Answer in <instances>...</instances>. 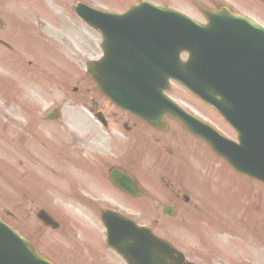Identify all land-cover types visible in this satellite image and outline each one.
Instances as JSON below:
<instances>
[{
    "label": "rangeland",
    "instance_id": "374dc122",
    "mask_svg": "<svg viewBox=\"0 0 264 264\" xmlns=\"http://www.w3.org/2000/svg\"><path fill=\"white\" fill-rule=\"evenodd\" d=\"M92 1L96 3L98 8L101 7L106 10L122 9L121 7H128L138 2V0H122L124 3V6H122L114 4L115 2H118L117 0ZM78 2H80V0H1L2 5H4L2 7L5 8V10L2 12L6 14L8 22H19L21 20L33 19L31 24L34 22L35 24H43L46 27V30L43 29V36L47 41L43 40L42 42H39L37 37H31L34 44V52L30 53V59L27 60L33 62L31 68L34 75H37L39 79L37 81L34 77L33 81L36 83L34 82L32 84V89L29 90L30 96L28 98L31 99L35 104V108L39 107V112H37L39 113V117L44 115L46 110H52L61 106L62 113L64 115L62 123L56 126L51 125L50 128H47L45 133L46 138L42 139V142L46 144L45 148H48L53 152H56L57 150L56 154H60V150L57 149L58 144L57 142L54 143V138L59 136V141L66 140L71 143L72 138L70 141V136L75 135L73 134L75 121L78 119L79 114L87 115V111L82 109L80 106L79 100L86 94V85L84 84L89 85V83L87 81H83L80 89L81 92L79 94H75L73 90L77 87L76 81H78L79 78V75L76 74L82 69L83 63L88 58H92L97 54V49L95 48L98 43L97 34L91 31L88 27L84 26V24L76 21L74 19L75 16L73 15L74 17H72L71 14L67 12L69 8H72L73 5ZM43 7H45L46 10H44ZM43 10L46 12H42ZM47 11H49V16H47ZM40 18L47 20L43 21L40 20ZM23 30L24 29L19 30L18 37L24 40L25 43L30 46L31 42ZM0 36H6L4 31H0ZM9 37L13 45L14 42H19L16 32H10ZM5 55L6 53L0 51V56ZM21 71L22 70H16V72H14V74L17 75L16 80L10 75H4L0 77V86L3 87L7 92H11L13 89L19 90L21 88L24 90L28 84L26 81L28 73ZM39 75L43 77L48 76L47 78L49 79H47L45 83H42ZM172 97L177 100L184 101L183 97L180 96L176 91L172 92ZM22 101L23 96H21L19 99V102ZM10 114L17 117V114H14L13 111H11ZM20 118L21 117H19V119ZM40 153H42V151L40 152L36 147L34 149V160H38V163L34 162L33 167L38 171H40V167H42V159H39L41 157ZM44 159L49 160L52 163H56L61 167V171L63 173L62 178H64L65 174L68 175L66 163L63 162L58 156H55L51 153H44ZM48 167L53 168L54 170L57 169V167L51 163H49ZM206 168L207 167L205 166L197 165L195 170L198 173L201 172V174H205V172L202 170H205ZM6 173L8 177L11 174L9 171ZM35 175L40 176L39 174ZM38 176L36 178L37 180H39ZM261 189L262 188L258 187L255 189V192H258V195L256 196L257 201H260V198H264V191ZM45 197L46 196L42 195L43 201L37 202L34 205L37 208L46 207L53 211H55L54 206H57L62 210V215L57 213L59 216L58 220L62 226L60 233L42 230V228L38 227L35 220H33L35 217L32 214L33 211H31V206L29 203H12L8 200H5L0 195V210H10L14 208V210L17 212V215L21 219L27 218L32 221V223L29 224L30 227L28 232L32 233L34 239L39 242L40 245L38 247L40 252L45 256H50L48 249H58L66 252L65 255H67L68 258H80L81 254L84 252H79L77 250L80 248H86L84 245L78 246L77 243H86L91 239L83 235L80 237V234L76 233L77 229L81 234H85L83 233L82 227L88 228L91 231L95 230L90 233L91 235H98V232L102 230L99 219L96 216H88L87 214L83 213L70 199H58V197L55 196V200L57 202L52 203L51 201H46ZM36 200L38 201V198ZM258 207L259 215L261 216L264 214V201L258 203ZM67 210L74 213L73 219L68 218L67 215H65ZM227 215L228 216L226 217L229 218L228 220L237 225L236 228L238 233H233L230 236L218 234V240L210 238L213 241L212 244L215 246V248H220V245L225 244L227 241V243H244L243 247L248 251L251 250L255 254L254 257L249 255H241L240 258L247 260V262H251V264H264V220L262 223L259 222L257 224L255 223L254 225L253 223H248L249 225L252 224L253 227L247 225L248 231L244 232L242 225H245V223H243L242 216L239 213H236L233 216L230 210H227ZM205 219L208 220L207 218ZM136 220L142 225L153 228L154 231L160 236L165 237L171 234L172 237L177 240L179 239L178 241L180 242L184 239L186 245L191 248L197 249L206 245L204 242V240L207 239L206 235H202L200 232L197 233V231H194L196 228L199 229L201 226H203V228L207 227L208 222L201 223L199 222L200 219L196 221H198L201 225L196 226V228L193 225L190 217L187 215L181 219L179 218L177 221L153 218H143ZM211 224L215 225V228L218 229L226 227L227 229L231 230L230 223L223 218L212 219ZM261 225L263 226V231L256 230V228ZM219 232L222 231L214 230L213 233L216 236V233ZM75 236H78L79 239L75 238ZM196 237L198 239L195 240ZM247 238H249L251 242ZM96 239L97 238L95 237L94 240L96 241ZM225 247L228 249L230 247H234V245L225 244ZM95 250H97V252L85 253V259L88 260L89 256L91 257L90 260L105 259L107 257L104 251L98 249ZM52 259L59 261L56 257H53ZM88 262L89 261L85 262L84 264H87ZM72 264H78L77 260H75V262ZM234 264L242 263L240 260Z\"/></svg>",
    "mask_w": 264,
    "mask_h": 264
},
{
    "label": "water",
    "instance_id": "95a60500",
    "mask_svg": "<svg viewBox=\"0 0 264 264\" xmlns=\"http://www.w3.org/2000/svg\"><path fill=\"white\" fill-rule=\"evenodd\" d=\"M136 11L129 18L100 14H95V18L87 16L94 27L104 34L107 50V58L105 57L102 63L87 65L89 73L95 77L99 68H107L108 73L117 76V78L105 79L101 88L114 102L127 107L131 106L124 100L122 92L126 90L121 88L120 83L131 82L134 73L138 72L147 81L152 75L147 71L148 65L154 61L158 62L167 58L172 63L177 62V56L173 57L172 49L164 47L162 42L143 40L136 31L138 29L136 20L140 19V11L138 9ZM118 19L122 22L132 20L131 26L136 29L108 31L109 27L114 25L110 21ZM117 24L121 26L122 23L116 22L115 25ZM195 31L201 37L207 35V30L202 27H195ZM257 34L259 35L256 38L236 41H212L207 38L205 45L208 54L200 60L212 71L214 76L211 77V81L217 87L209 89V92L214 91V94L201 95L223 113L239 132L240 145L236 146L235 154L231 158L233 163L240 171L264 182V34H260L259 31ZM148 48L160 50L159 53L165 54V57L151 56ZM180 52L178 51V55ZM158 72L163 76L161 89H164L166 84V76L175 77L178 73L165 74L166 69L163 64L158 65ZM135 81L138 82V78ZM234 83H240L244 87L235 88L232 85ZM132 89L134 88H129L130 91ZM145 94L148 100L147 92ZM216 95L224 98V101L218 102ZM112 224L114 225L112 227L114 242L117 240L123 243L137 242L147 246L156 244V240L149 232L136 229L131 223L114 222ZM135 237L136 239L133 240ZM26 244L7 231L0 245V264H47L41 261L35 251ZM32 259L33 262L22 261Z\"/></svg>",
    "mask_w": 264,
    "mask_h": 264
},
{
    "label": "flooded vegetation",
    "instance_id": "af4514ba",
    "mask_svg": "<svg viewBox=\"0 0 264 264\" xmlns=\"http://www.w3.org/2000/svg\"><path fill=\"white\" fill-rule=\"evenodd\" d=\"M188 1L195 5L197 10L198 5L212 11L227 6L234 13L245 15L264 25V0ZM226 1L231 3L225 4ZM200 21L206 23L205 17L201 16ZM107 105L103 104V107H100L98 102L93 100L90 110L97 125L89 120L78 123L76 169L84 195L91 196L96 201H106L111 198L126 210H131L134 205L130 207L129 204H133L136 199L130 200L126 196L125 198L109 183L114 169L132 176L140 187L151 185L156 176L168 187L172 181L168 175L172 173L170 169L177 171L188 163L182 155L174 154L172 149L162 146L163 136L160 132L151 129L141 120ZM172 122L180 132L188 136L177 122ZM113 132L121 134L123 140L113 139ZM24 133L25 131L22 137ZM102 133L109 135V139L104 138ZM25 135L19 146L22 153L28 155L30 151L27 149L29 142L27 136L30 135V131H26ZM144 140H148L152 145L159 144V147L146 150ZM177 184L178 189L174 191L175 198L180 197L183 187L180 181ZM137 212L144 213L139 207Z\"/></svg>",
    "mask_w": 264,
    "mask_h": 264
}]
</instances>
